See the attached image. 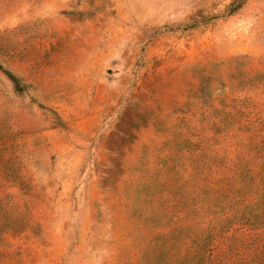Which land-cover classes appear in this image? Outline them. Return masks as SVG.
Returning a JSON list of instances; mask_svg holds the SVG:
<instances>
[{
  "label": "rangeland",
  "instance_id": "1",
  "mask_svg": "<svg viewBox=\"0 0 264 264\" xmlns=\"http://www.w3.org/2000/svg\"><path fill=\"white\" fill-rule=\"evenodd\" d=\"M0 264H264V0H0Z\"/></svg>",
  "mask_w": 264,
  "mask_h": 264
}]
</instances>
